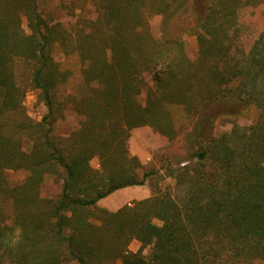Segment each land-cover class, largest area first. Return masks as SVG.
<instances>
[{"label": "trees", "instance_id": "trees-1", "mask_svg": "<svg viewBox=\"0 0 264 264\" xmlns=\"http://www.w3.org/2000/svg\"><path fill=\"white\" fill-rule=\"evenodd\" d=\"M90 2L97 8L90 20L94 41L73 49L83 58L90 94L75 97L74 109L84 118L59 137L55 94L68 76L52 46L69 51L71 34L46 21L38 0H0V264L118 258L122 264H264V31L243 56L232 53L240 11L264 0L195 1L197 61L180 38L158 39L150 31L152 15L186 12L187 0ZM20 61L33 66L30 85L48 107L40 121L25 109L28 88L16 77ZM196 64L206 67L219 91L207 92L203 106L252 102L259 114L251 125L215 136L213 117L200 114L203 106L192 109ZM170 105L185 107L190 134L202 141L187 163L171 168L181 192L159 188L115 211L100 207L117 189L149 180L153 171L143 170L127 141L143 125L176 136L178 127L166 121ZM96 156L99 167L91 163ZM7 168L27 176L12 184ZM62 173L61 193L42 196L43 181ZM132 239L141 242L137 252L129 249ZM146 247L149 260L142 255Z\"/></svg>", "mask_w": 264, "mask_h": 264}, {"label": "rangeland", "instance_id": "rangeland-1", "mask_svg": "<svg viewBox=\"0 0 264 264\" xmlns=\"http://www.w3.org/2000/svg\"><path fill=\"white\" fill-rule=\"evenodd\" d=\"M195 1L202 4L207 0H187L188 9L186 12L176 13L170 18L165 17L163 14H154L149 22L150 31L155 38H180L185 45L187 55L192 61H197L199 56L196 36L197 14L193 9ZM38 5L42 16L48 23H57L59 30L63 31L65 29L71 34V37L67 39L69 51H65L58 42H55L52 46V55L55 62L59 64L61 69L67 71L68 76L67 81L62 82V85L57 88L55 94L57 104L55 105L53 120L56 135L66 137L80 125L81 120L84 118L74 109L75 97L90 94V81L87 77L85 78L83 72V58L77 50L73 49L76 46H90V43L94 41V37L90 35V20L96 18L97 8L90 0H38ZM23 26L27 29L26 18L23 19ZM238 29L235 41L238 45L236 49L233 46L232 53L236 57H241L243 53H247L251 49L264 31V2L247 6L240 11ZM198 67L197 79L194 85L195 92L191 96L193 97V110L203 106L207 92H219L210 81L211 74L208 73L206 67L202 64H196V68ZM32 72L33 66L26 61H20L16 66L18 81L28 88L24 99L25 109L30 117L40 121L47 114L48 107L39 97V89L30 85ZM86 102L87 99H85ZM81 105L85 106L84 101H81ZM199 110H201L200 114L203 113L204 117H213L212 124L215 136L230 132L233 127H247L256 120L259 114V109L255 104L252 102L241 103L238 99L218 101L210 106L200 107ZM190 116L186 113L183 105H170L168 107L166 121L178 127L176 136L164 135L150 125L136 127L137 131H133L134 133L131 131V137L127 141L131 153L140 157L143 170L153 171L149 180L144 184L147 197L155 194L159 188L181 192L177 188V180L170 175L171 168L187 163V159L191 158L192 154L202 144V141L193 139L190 134ZM28 144L26 143L25 146ZM91 163L94 167L100 166L97 156L92 158ZM5 175L9 182L14 184L23 181L27 176V172L7 168ZM62 178L63 173L48 176L40 186L41 195L44 197L58 196L61 193ZM122 198L125 200L123 201ZM114 199L122 200L118 201V205L114 209H110L102 203H98V205L109 210H117L123 205L136 200L132 198L126 200L124 193H117L109 200ZM11 208L12 206L5 205L3 210L10 212ZM156 222L159 221L156 220ZM106 239L111 243L108 237ZM140 246L141 242L139 240L132 239L129 249L137 252ZM149 253L150 247H146L143 249L142 255L147 259ZM255 262H259V260H255ZM102 264H122V260L118 258Z\"/></svg>", "mask_w": 264, "mask_h": 264}, {"label": "crops", "instance_id": "crops-1", "mask_svg": "<svg viewBox=\"0 0 264 264\" xmlns=\"http://www.w3.org/2000/svg\"><path fill=\"white\" fill-rule=\"evenodd\" d=\"M145 127H147V126H145ZM133 131L134 132L137 131V128L135 127V129L132 130V133H134ZM117 193H124V195L126 197V200H129L131 198L138 200V199L145 198V196H146V193H145V190H144V185H132V186H127V187H123V188L117 189L116 191H114L110 195L100 199L98 201V203H100V204L102 203V205L107 206L110 209L116 208L117 205H118V201H122V200L114 199V200L111 201L109 199H110V197H112L113 195H115ZM122 199H123V201L125 200L124 198H122ZM111 211H115V210H111Z\"/></svg>", "mask_w": 264, "mask_h": 264}]
</instances>
